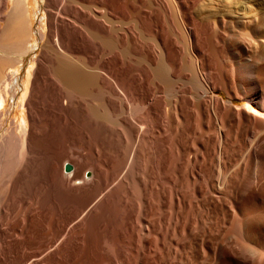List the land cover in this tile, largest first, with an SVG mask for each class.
I'll list each match as a JSON object with an SVG mask.
<instances>
[{
  "label": "bare ground",
  "instance_id": "6f19581e",
  "mask_svg": "<svg viewBox=\"0 0 264 264\" xmlns=\"http://www.w3.org/2000/svg\"><path fill=\"white\" fill-rule=\"evenodd\" d=\"M9 3L0 31V115L13 92L19 137L0 131V175L12 172L6 156L17 150L22 158L25 155L24 109L34 114V102L36 124L30 125L29 140L37 133L40 148L48 139L45 134L52 136L54 127L64 125L89 138L97 156L92 157L88 179L75 162L63 163L69 171H63V164L59 172L49 167V189L59 185L73 194L79 189L74 187L87 188L70 212L77 223L27 258V264L64 253L74 262L80 259L79 264H151L157 243L166 244L161 240L169 233L176 240L185 238L177 250L189 256L188 261L204 256L207 261L202 264H234L232 256L245 255L261 261L264 0ZM47 10L50 30L45 43L37 45L44 39L43 15L37 31L30 27V14ZM39 48L41 61L30 84L33 62L21 73L19 67ZM28 90L32 96L24 102ZM101 162L112 169L110 177H104L112 188L107 190L102 182L105 192L94 182ZM173 174L183 186L168 191L167 180ZM41 186L34 195L43 212L53 198ZM5 190L0 192L1 205L11 197ZM166 207V221L175 224L154 219ZM194 213L202 220L196 230L182 221ZM216 234L226 239L213 241ZM79 242L88 245L79 249Z\"/></svg>",
  "mask_w": 264,
  "mask_h": 264
},
{
  "label": "rangeland",
  "instance_id": "374dc122",
  "mask_svg": "<svg viewBox=\"0 0 264 264\" xmlns=\"http://www.w3.org/2000/svg\"><path fill=\"white\" fill-rule=\"evenodd\" d=\"M32 1L33 0H29V3H31ZM9 5H10L9 0H0V31L3 27V24H2L3 23L2 22L3 17L5 15V13L7 12ZM49 12L50 11L47 10L46 13H45V11H42V12H37L36 15H34L33 13L30 14V18H31L30 27L35 28L37 31L39 30V26H40V25L38 26V20L40 18V15H43V23H42L43 29L41 31L44 35V39L42 41L37 40L36 41L37 45H39V44L43 45L47 39L46 37L49 33L48 31L50 30L49 29L50 28L49 22H48V18H47ZM33 38L36 39L34 34H33ZM37 59H39L38 62L36 61ZM40 59H41V50L39 48V49L35 50L34 54L29 56L26 61L24 60L23 64L19 67V72L21 73V69L24 68L26 66V64L33 62L32 70H34V71H33L32 76L30 78L31 79L30 84H32L34 82V78L36 75L35 70H36L39 62L41 61ZM10 94H11V96L8 98V102H7L5 109L3 111V115H0V131L4 132L5 135H7L8 137L11 136L12 134H14L13 136H16L18 138L19 135H17V134H18L19 130H18V126H17V123L15 122V120L18 118L19 114H18L17 109H15V111H14V108H13V100H12L13 92ZM31 96H32V94L28 90L27 95H26V99L24 102H26V100H28ZM217 96L219 98H222L223 100H226V97L223 95V93L218 92ZM40 99H38V97H37V99H35V100L38 102V100H40ZM35 104H36V102H34V104L32 105L33 107L31 106L32 107L31 110L34 112V114L36 113L35 112ZM233 104L236 106H242V105H244V102L243 101H233ZM23 105H24V103H23ZM12 111H14V112H12ZM32 111H30V113ZM24 114H25V123H26L25 124L26 125V133H25L26 136H24V139L26 138V140H24V143L26 142L24 144L25 145L24 146V149H25L24 154L25 155H23L24 157L22 158V154H20V152H18V150H17V151H14L13 153H11L12 155L10 154V155H8V157L6 156L7 160L8 159L12 160V161L9 160V162H10L9 168L13 167L10 169V171H12V172H9V170H8L7 171L8 173L6 172L5 174L0 175L1 176L0 177V183H1L0 192L6 189L5 191H8V193L11 195L10 198L6 199L7 201L4 200L6 202H4V203L2 202L3 203L2 205L0 203V231H1L0 232V264H27V262H26L27 258L32 257L34 255L36 256V254L40 253L43 248H45V247L47 248V246H49L50 244H53L56 240H59L61 237V234L63 232H66L67 229H69L70 227H73L77 223V222H75V224H73L74 221L72 222V220H74V216L72 217L70 215V212L72 211V208H73V211L76 210L75 209L76 208V201L80 198L81 195L83 196L84 190L87 188V185L85 184V186L79 185L77 187H74V188H79L78 191L74 190L75 191L73 193L74 195L70 194V191L65 192L64 189H62L63 190L62 191L60 188L61 186L59 187V185H57L55 190H54L55 187L54 188L52 187V189L51 188L49 189L47 186L50 185L49 187H51V184H49L46 181V180H48L47 179L48 173L52 169L57 170L59 172V170L62 169L61 166L63 163H68L69 165L73 166V164L75 162V165H78V167H80L81 169L83 168V170H81V172L83 171L84 172V178L88 179V178H91V176H92L91 170H89L90 169L89 167H92V157H94V156L97 157L96 154H94V153H96V151L93 150V148L90 146L91 142L89 141L90 140L89 138H86L85 135L84 136L78 135L75 132L72 133V131L69 132L68 128H66L67 126L65 127L64 125H62L64 128L61 126H56V125H59L57 123L55 125L57 128L54 127V132L56 129L55 134L52 133V136L45 134L44 139H47V138L48 139L42 145V147L39 148V144L36 142L37 141L36 138H38L37 137L38 134L32 133L31 135H33V136L30 140H29V135H28L30 125L35 126V124H36V121H35L36 119H34V118H36V116L33 113L30 114V116H29L26 107L24 109ZM32 118H33V120H32ZM48 126H47V129L50 128V125H48ZM60 128H62L61 131H60ZM73 129H75V127ZM80 129H81V127H79V129H77V130L80 131ZM74 135H75V138H74ZM51 137H53V138L55 137L54 138L55 140ZM83 137H85V138H83ZM87 140L90 143H88ZM15 152H16V155H15ZM11 162H13V163H11ZM18 163H19V165H18ZM81 166H83V167H81ZM49 167H51L52 169ZM100 167H101L100 177H98L99 179L96 178L94 180V182H98L99 187L102 188V191L105 192L106 189L108 190L109 188L110 189L112 188V186H111L112 184H109L110 181L109 182L104 181V177H107V178L110 177L109 173L112 169L110 168L111 165L108 163H102L101 162ZM15 168H16V170H14ZM55 168H57V169H55ZM85 168H87L88 170H86ZM109 169H111V170L109 171ZM63 171H64V164H63ZM101 173H102V176H101ZM7 174H9V175H7ZM174 175L175 174H173V176ZM173 176L169 175V179L167 180L168 191H171L170 188H174V186H175V188H176V186H177V188L178 187L180 188V185L183 186L182 182L179 179V175L177 176V174H176L175 175L176 178H175V176L174 177ZM113 177L116 178L115 176H113ZM102 182H104V183L106 182L105 183L106 185L103 184ZM75 183H78V181ZM111 183H113V181ZM39 184L42 185L41 190L45 189L44 191H46V192L48 191L47 192L48 194H52L51 198H53L54 202H56L55 203L56 207L53 204L54 203L53 199H51L52 201L51 200L48 201L49 202L48 206L46 205L47 206L46 210H44L43 212L41 210L38 211L39 207H37V206H39L40 203L37 200V197H36L37 195H34V193L36 194L38 191H40ZM104 185H105L106 189H104L105 188ZM83 186H84V189H83ZM181 189L183 190V187ZM59 191H61V192H59ZM62 193L64 194V196ZM25 195H26V198H25ZM30 196L31 197L33 196V197L31 198ZM77 196H79V197H77ZM0 198H1V195H0ZM33 198H34V200H33ZM27 200L28 201L30 200L29 202H32V203L35 202V203L31 204V203L27 202ZM36 201H38V202H36ZM25 202H26V204H25ZM49 204H50V206H49ZM169 208L168 207L164 208L165 210H164V212H162V214H161L162 216H160L159 218L155 217L154 219L155 220L159 219L160 222L163 220L162 221L163 223L162 222L161 223L164 224L166 222L165 223L166 225L170 224V223H171V225L175 224L176 222L173 223L172 220L169 221V223L166 221V220H168L167 218L170 217L169 212H167V211H169ZM165 212L167 214H165ZM28 215L30 216V220L28 218ZM154 215L158 216V214H156V213H154ZM193 215H194V217H193ZM193 215L187 216L188 219L186 217H184V219H182V221L186 220V221H184V223L188 222L189 224L188 223H186V224L187 225L191 224L190 227L194 226L192 229L196 230V229H199V227L201 226L202 220L198 219V218H200L198 215L196 217V213H194ZM161 217H162V219H161ZM180 221L178 220V223ZM155 224H157V222H155ZM197 232L198 231H196L193 234L196 235ZM186 234H185V237L187 238ZM175 235H176L175 237H177V236L179 237V235H177V234H175ZM167 237H168V239H167ZM195 237H197V236H195ZM170 238L172 239V241H171L172 245L168 244V242H170L169 241ZM223 238L225 240L226 236L222 237V234H216L215 239L213 241L221 242V240H223ZM40 240H41V242H40ZM175 240L176 239H173L172 234L169 233L164 240H161V241L167 242L166 244L168 246L166 244H161L160 242H158L156 245L157 249L156 248L155 249L153 248V249L155 251L157 250L158 252L160 251V253H162V252L163 253L160 254V256H159L160 258H159L158 252L154 251V257H152V258H154V260L156 259V262H154V260L153 261L151 260V264H154V263H158V264H163V263H165V264H202V263L207 261L206 260L207 258L204 256L201 258L200 257L195 258L197 260H193L194 258L190 257L189 261H188L189 256L188 257L182 256V254L180 256L178 254L179 248L177 250V247L182 245V242L185 241V238L184 239H178V240H176L177 242H175ZM213 241H212V243H213ZM165 242H163V243H165ZM33 243H34V245H33ZM82 243L83 242L78 243V245H80L79 249H81V247H84L85 245H88L87 243H84L85 245H83ZM253 244H254V242L251 243L250 245H253ZM81 245H83V246H81ZM184 245L188 246V243L185 242ZM153 247H155V243L153 244ZM158 248H160L161 250H158ZM164 251L166 254L164 253ZM155 253H157V254L155 255ZM64 254H62L63 256L60 255L58 257H52L51 254H49L48 256H46V258L44 256H42L41 258L38 257V261L36 260L34 262H36L37 264H41L42 262H43L42 264H54V263L55 264H71L72 262H74L70 259V257H68L69 256L68 253H67V255L66 254L64 255ZM163 254H165V255H163ZM161 256L163 257V259H161L162 258ZM183 257L184 258L187 257L186 258L187 261H185L186 259H184ZM164 259H165V261H164ZM231 259H232L233 263L235 262L234 264H259L258 262H260V264H264V255L262 256L261 261H259V260L256 261V260L251 259V257L246 256V255L244 257L232 256ZM76 261H77V263H76ZM76 261L72 264H79L80 263L79 261H81V260L79 259V261L78 260H76ZM223 261H226V259L224 258Z\"/></svg>",
  "mask_w": 264,
  "mask_h": 264
},
{
  "label": "water",
  "instance_id": "95a60500",
  "mask_svg": "<svg viewBox=\"0 0 264 264\" xmlns=\"http://www.w3.org/2000/svg\"><path fill=\"white\" fill-rule=\"evenodd\" d=\"M64 169H65V171H69V170H70V166H69L68 164H66V165L64 166Z\"/></svg>",
  "mask_w": 264,
  "mask_h": 264
}]
</instances>
